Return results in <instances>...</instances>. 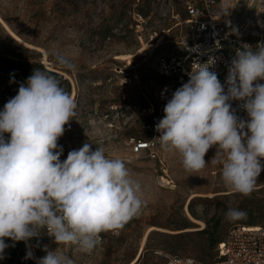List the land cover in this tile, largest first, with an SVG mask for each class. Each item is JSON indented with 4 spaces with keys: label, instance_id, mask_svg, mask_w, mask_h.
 <instances>
[{
    "label": "rangeland",
    "instance_id": "rangeland-1",
    "mask_svg": "<svg viewBox=\"0 0 264 264\" xmlns=\"http://www.w3.org/2000/svg\"><path fill=\"white\" fill-rule=\"evenodd\" d=\"M201 0H0V111L37 68L61 75L74 97L76 115L58 140L69 151L90 143L109 157L125 160L142 188L145 205L118 233L104 232L91 254L57 245L43 231L28 241L31 261L44 248H61L75 264H136L158 262L164 255L192 256L204 263L217 260V246L231 225L264 220V171L247 197L226 188L219 165L188 172L178 153L159 148L162 163L134 155L129 136H146L142 124L163 82L157 72L161 53L181 49L190 35L185 5ZM234 0H220L227 9ZM237 30L255 47L264 44V0H239ZM215 10H218L216 7ZM59 52L77 66L59 67ZM264 164V161H262ZM211 194V196H209ZM238 208L247 218L229 221L225 213ZM193 217H191V216ZM26 254L28 246L22 241ZM33 259V260H32Z\"/></svg>",
    "mask_w": 264,
    "mask_h": 264
},
{
    "label": "clouds",
    "instance_id": "clouds-1",
    "mask_svg": "<svg viewBox=\"0 0 264 264\" xmlns=\"http://www.w3.org/2000/svg\"><path fill=\"white\" fill-rule=\"evenodd\" d=\"M51 56L62 69L76 71L59 52ZM212 63H193L188 81L164 106L156 139L162 150L179 154L188 172L204 169L215 146L211 163L220 166L224 186L247 197L264 171V44L236 50L225 84L210 71ZM233 100L242 102L247 120L238 118ZM76 107L61 81L37 68L0 111V259L6 238L27 242L42 231L57 245L91 254L101 233H118L144 207L125 160L109 157L103 147L85 143L61 161L58 140ZM225 216L239 221L247 213L230 208ZM44 251L37 264H75L59 247Z\"/></svg>",
    "mask_w": 264,
    "mask_h": 264
},
{
    "label": "built area",
    "instance_id": "built-area-1",
    "mask_svg": "<svg viewBox=\"0 0 264 264\" xmlns=\"http://www.w3.org/2000/svg\"><path fill=\"white\" fill-rule=\"evenodd\" d=\"M238 1L234 0L227 9L219 6L220 0H201L200 4L187 1L185 23L190 35L181 39L180 50L161 53L157 58L156 68L163 82L159 85L154 105L148 110V117L142 124L146 136L132 135L127 138L134 155L162 163L160 144L156 139L160 133L155 126L163 118L164 106L174 91L188 81L193 63L213 61L210 71L216 72L220 82L225 84L236 50L243 44H248L255 50L254 45L237 30L234 5ZM216 7L218 10H215ZM230 103L238 118L248 119L242 102L233 100ZM43 232L46 234V231ZM104 236L105 233L100 234L99 244L104 241ZM217 252V260L212 263H204L192 256L164 255L160 261L151 264H264V220L257 224L231 225L219 242Z\"/></svg>",
    "mask_w": 264,
    "mask_h": 264
},
{
    "label": "trees",
    "instance_id": "trees-1",
    "mask_svg": "<svg viewBox=\"0 0 264 264\" xmlns=\"http://www.w3.org/2000/svg\"><path fill=\"white\" fill-rule=\"evenodd\" d=\"M46 72L61 78L59 73L50 70H46ZM7 137L8 134H5L6 139ZM5 243L8 244L9 247L5 249L3 259H0V264H35V261H31L29 258H26L27 254L22 241L14 242L6 238Z\"/></svg>",
    "mask_w": 264,
    "mask_h": 264
},
{
    "label": "bare ground",
    "instance_id": "bare-ground-1",
    "mask_svg": "<svg viewBox=\"0 0 264 264\" xmlns=\"http://www.w3.org/2000/svg\"><path fill=\"white\" fill-rule=\"evenodd\" d=\"M209 196H211V194H209ZM191 216V215H190ZM192 217V216H191ZM193 218V217H192ZM26 243V245L28 246V250L29 251H31V249H30V247H29V244H28V241L27 242H25ZM32 252V251H31ZM33 256V255H32ZM39 258H42V257H36L35 259L36 260H39ZM138 259H139V255L131 262V264H136L137 263V261H138Z\"/></svg>",
    "mask_w": 264,
    "mask_h": 264
}]
</instances>
